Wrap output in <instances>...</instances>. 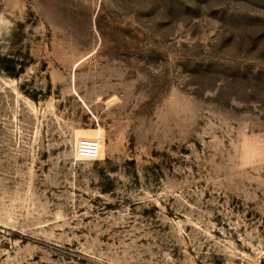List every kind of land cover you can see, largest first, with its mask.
<instances>
[{
    "label": "rangeland",
    "instance_id": "374dc122",
    "mask_svg": "<svg viewBox=\"0 0 264 264\" xmlns=\"http://www.w3.org/2000/svg\"><path fill=\"white\" fill-rule=\"evenodd\" d=\"M0 264H264V0H0Z\"/></svg>",
    "mask_w": 264,
    "mask_h": 264
},
{
    "label": "built area",
    "instance_id": "2783aa9c",
    "mask_svg": "<svg viewBox=\"0 0 264 264\" xmlns=\"http://www.w3.org/2000/svg\"><path fill=\"white\" fill-rule=\"evenodd\" d=\"M102 141H103L102 139L82 140L78 150L79 155L82 158L96 159L102 147Z\"/></svg>",
    "mask_w": 264,
    "mask_h": 264
}]
</instances>
